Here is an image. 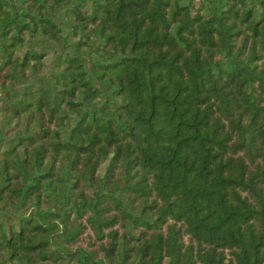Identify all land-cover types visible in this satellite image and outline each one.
<instances>
[{
	"label": "trees",
	"instance_id": "1",
	"mask_svg": "<svg viewBox=\"0 0 264 264\" xmlns=\"http://www.w3.org/2000/svg\"><path fill=\"white\" fill-rule=\"evenodd\" d=\"M0 264H264V0H0Z\"/></svg>",
	"mask_w": 264,
	"mask_h": 264
}]
</instances>
